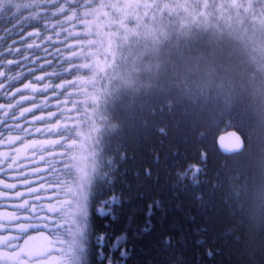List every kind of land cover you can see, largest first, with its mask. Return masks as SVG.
<instances>
[{
	"label": "trees",
	"instance_id": "16d2710c",
	"mask_svg": "<svg viewBox=\"0 0 264 264\" xmlns=\"http://www.w3.org/2000/svg\"><path fill=\"white\" fill-rule=\"evenodd\" d=\"M31 3L32 0H12L13 5ZM165 3L175 8L177 4L192 5L194 0H94L92 7H75L65 14H60L57 7L49 6L46 20L23 23L26 42H18L15 47L20 48L32 63L24 61L23 69L0 65V71L10 76L24 71L19 80L9 82L0 77V82H4L6 88L10 83L13 92L17 87L22 88L24 83L34 81V76L27 72L29 66L35 69V76L55 75L34 84L37 88L46 85L52 88L46 94H37L36 102L41 107L34 108L33 113L13 121L0 109V120L9 126L20 125L19 128H8L0 124V161H3L0 168L5 169L0 172V181L16 185L14 189H5L0 184V223L10 224V229L0 228V237H15L11 242L14 249L0 248V252L19 251L24 246L26 251L36 253L44 250L49 240L55 239L51 221L63 223V220L49 213L47 207L58 206L70 198L59 188L53 190L55 178L63 167L61 161L66 159L61 154L68 151L67 145L61 144L65 141L77 144L79 147L70 155L76 157L78 166L89 169L91 154L99 151L94 147L96 133L93 129L106 127L101 117L113 125L122 124L123 114L105 110L102 105L91 107L85 103L92 97L99 100L100 92L114 87L113 78L122 72L121 68L115 72L111 69L113 54L117 56L115 63H120L118 37L124 34L118 27L120 22L124 28L132 30L142 31L147 26L149 29L167 28L171 32L169 23L177 27L182 22L187 24L203 11L189 6L186 12L176 9L179 15L169 16L167 10L161 13L160 9L143 7L145 4L162 7ZM101 4H116L119 11L102 8ZM59 6L67 9L69 4L61 0ZM36 10L23 7L0 10V37L3 38L0 39V51L13 40L21 39L16 35L20 29L12 27L17 22L15 18L21 14L28 16ZM220 23L223 25L224 22ZM28 33L38 35L28 37ZM27 44L39 47L28 49ZM230 51L231 45L227 41L215 50L213 47L201 49L209 60L214 54L216 63H223ZM190 55L198 56L200 52L194 50ZM36 57L41 59L36 62ZM161 58L177 61L178 54L167 48L162 50ZM3 59L20 60L21 57L13 52ZM40 64L44 65L43 70H40ZM84 64L93 65V70L66 71ZM141 79L147 81L144 75ZM68 81H74L75 86L66 90L56 87L67 85ZM192 81L199 83V78H191V87L195 89L196 83ZM85 82H94L95 86ZM159 82L163 86L169 84L163 76ZM215 94L213 85L200 94L207 99H193L180 108L161 103L158 108L154 106L151 114L144 115L135 128L125 130L120 137H104V156L110 163L97 170L91 188L98 194L89 202V264H264V225L258 216L253 219L245 213L244 202L231 195L234 186L249 181L259 183L258 160L264 149V130L257 123L256 102L248 109L253 125L251 149L243 155L225 156L216 145L221 132L237 130L247 146L248 134L236 126L240 119L238 112L225 110L214 103L212 97ZM9 101V97L0 96V104ZM11 102L15 103V100ZM23 106L33 107L27 101ZM77 108L80 111H72ZM85 111L92 122L91 127L88 121L75 119L83 117ZM75 124L81 125L76 129L80 138L74 135L68 140L69 133L63 126ZM15 137L19 139L12 144L6 143ZM249 153L257 156L249 158ZM5 155L7 160H4ZM190 168L200 169L195 175L198 183L194 182ZM185 173L189 179L182 180ZM62 179L67 186L74 187L72 177L63 176ZM5 192L7 197L2 195ZM18 192L24 195L17 196ZM112 197L117 198L116 202L106 206L103 202ZM26 201L29 207L43 206L45 210L33 214L17 207ZM95 208H104L105 214L96 213ZM6 214L18 219L7 221L4 219ZM46 224L49 226L45 227ZM36 235L42 237L30 242L29 239ZM99 236L105 237L103 247L96 244ZM117 237L125 240L114 249L112 244ZM125 251L127 254L122 255Z\"/></svg>",
	"mask_w": 264,
	"mask_h": 264
},
{
	"label": "snow or ice",
	"instance_id": "6c2138e0",
	"mask_svg": "<svg viewBox=\"0 0 264 264\" xmlns=\"http://www.w3.org/2000/svg\"><path fill=\"white\" fill-rule=\"evenodd\" d=\"M64 2L69 4L67 9L59 6L61 0H32L31 4L24 5H13L12 0H0V10H10L11 7L38 9L29 12L28 16L21 14L15 18L17 22L12 27L13 29H20L16 35L21 39L20 41L13 40L12 44L4 51H0V65L5 68L8 65H14L23 69L25 67L24 61H29V64L32 63L29 57L23 55L20 48L15 47L18 42H26L23 23L32 20L37 22L46 20L49 16V6L57 7L60 14H65L75 7H92L94 0H64ZM99 6L102 8L111 7L119 11L116 4H101ZM189 6L203 9V11L198 12V18L190 19L187 24L182 22L177 27L169 23L168 27L172 29L171 32L167 28L149 29L147 26H144L142 31L132 30L124 28L123 22H120L118 27L124 33L118 37L120 44L117 46V51L119 52L120 63H115L117 56L113 54L111 69L115 72L121 68L122 72L113 78L114 87L100 92L99 100L92 97L90 101L85 103L91 107L102 105L105 110L112 109L113 113L119 112L123 114V122L121 125H113L101 117L106 127L93 129L96 133L94 147L98 148L99 151L91 154L92 160L89 169L78 166L76 157L70 155L73 149L79 147L77 144L74 142L67 143V141L61 144V146L66 144L68 151L61 154L66 159L61 161L63 167L60 169V175L55 178L53 190L59 188L60 192L70 198L65 199L58 206L49 205L47 207L49 213L56 214L63 220V223L51 221L50 226L55 239L49 240L48 246L36 253L28 252L23 248L19 251L0 252V264H25L26 261L28 264H89V202L90 198L94 200L98 194L92 192L91 188L94 178L98 175L97 170L108 166L110 163L104 156L106 150L104 137H120L125 130L135 128L137 122L141 121L144 115L152 113L154 106L158 108L163 103L166 107L180 108L190 100L207 99L206 96L201 97L200 94L204 93L209 86L214 85L216 90L215 96L212 97L214 103L225 110L231 109L232 112H238L240 119L236 126L248 134L247 147L239 136L233 134L234 142L229 150L240 155L249 152L253 142L251 134L253 125L248 116V109L252 107V102H256L257 123L264 130V0H223V2L221 0H194L192 5L177 4L175 8L167 3L163 4L162 7L159 4L143 5L146 8L160 9L161 13L167 10L169 16L179 15L176 9H183L186 12ZM213 20L217 22L211 23ZM220 21L224 22L223 25ZM137 27L139 28L140 25ZM34 35H38V33H28V37ZM0 39L3 38L0 37ZM225 41L231 45V51L223 63H216L214 54L213 59L209 60L201 52V49L209 47H213L215 50ZM26 47L31 49L39 46L27 44ZM167 48L173 49L178 54L177 61L161 58L162 50ZM194 50L200 52V55H190ZM13 52L20 55L21 59L7 61L3 59ZM40 59V57H36V62ZM145 61L149 62L145 63ZM43 67V64L39 65L40 70H43ZM93 67V65L88 64L77 65L66 71L73 72L79 69L92 71ZM27 72L34 76V81L30 80L28 83H24L22 88L17 87L14 92L10 90L12 87L10 83L6 88L5 83L0 82V90H3L0 91V96L10 98L9 103L0 104V109H3V115L13 121L25 117L26 113H33L34 108L39 109L41 104L36 102L37 94H46L52 88L51 85L37 88L34 84L43 82L48 76L55 75L54 73L35 76V69L30 66L27 67ZM104 75L106 77V73ZM141 75L146 76L147 81L142 80ZM22 76H24V71L18 72L16 76H10L6 72L0 71V77L9 82L19 80ZM162 76L167 77L168 86L160 84L159 81ZM193 76H197L200 81L199 83L192 81V83H196L195 89L190 84ZM85 83H92V86H95L94 82ZM73 86H75V82L68 81L67 85L56 87L66 90L67 87ZM25 92L31 94L25 95ZM11 100H15V103H12ZM24 101L31 103L33 107H24ZM72 111H80V109H72ZM113 118L119 117L114 116ZM36 119L42 120L43 117H36ZM75 119L86 120L89 126H92L87 111L83 117H76ZM0 124L8 128L20 127L18 123L9 126L4 120H0ZM80 126L79 124L63 126L64 131L69 133L68 140H72L74 135L80 138V133L76 132ZM22 130L26 131V129ZM17 139L19 137L9 138L6 143L12 144ZM7 159L8 156L5 155L4 160ZM11 166L9 164V167ZM258 167L259 183L249 181L247 184L234 186L231 195L244 202L246 206L243 211L245 213L253 219L258 216L261 225H264V149H261ZM3 171L5 169L0 168V172ZM189 172H193V180L197 182L195 175L199 174L200 169L190 168ZM63 176L72 177L74 187L67 186V183L62 179ZM181 179H189L188 174L185 173ZM0 184H3L5 189L16 188L15 184L4 181H0ZM2 195L7 197L8 193L5 192ZM16 195L23 196L24 194L18 192ZM54 199H58V197H54ZM116 199V197H112L103 203L107 206L115 203ZM17 207L31 211L33 214L45 210L43 206L29 207L27 201ZM95 211L98 214H105L104 208H95ZM4 219L11 221L18 219V217L6 214ZM48 226L45 225V227ZM0 228L10 229V224L0 223ZM14 239L15 237L8 235L0 237V248L14 249V245L11 243ZM124 240V237L115 238L112 247L118 249ZM104 241V236L96 238V244L100 247L104 246ZM168 242L170 243V241ZM126 254V251L122 253V255Z\"/></svg>",
	"mask_w": 264,
	"mask_h": 264
},
{
	"label": "water",
	"instance_id": "95a60500",
	"mask_svg": "<svg viewBox=\"0 0 264 264\" xmlns=\"http://www.w3.org/2000/svg\"><path fill=\"white\" fill-rule=\"evenodd\" d=\"M233 134H235V136H239L241 140L244 141L245 146H247L245 138L237 130L231 129V130L223 131L217 136L216 145L219 152L225 156H232L238 154L229 150L232 143L234 142Z\"/></svg>",
	"mask_w": 264,
	"mask_h": 264
},
{
	"label": "rangeland",
	"instance_id": "374dc122",
	"mask_svg": "<svg viewBox=\"0 0 264 264\" xmlns=\"http://www.w3.org/2000/svg\"><path fill=\"white\" fill-rule=\"evenodd\" d=\"M249 158H252V157H256L257 155L255 153H249ZM39 237H42L41 235L40 236H32L31 239H29L30 242H33V241H39ZM21 248L25 249L24 246H22Z\"/></svg>",
	"mask_w": 264,
	"mask_h": 264
}]
</instances>
